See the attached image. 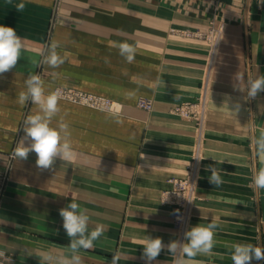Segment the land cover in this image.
Here are the masks:
<instances>
[{
    "label": "crops",
    "instance_id": "crops-1",
    "mask_svg": "<svg viewBox=\"0 0 264 264\" xmlns=\"http://www.w3.org/2000/svg\"><path fill=\"white\" fill-rule=\"evenodd\" d=\"M20 3L23 11L16 10ZM0 25L14 28L25 46L17 65L0 75V90H15L14 82L33 74L55 41L65 63L55 69L46 65L49 91L74 81L124 106L118 124L106 112L59 101L61 112L53 124L61 118L69 124L76 157L71 164L57 159L45 170L37 168V157L18 163L0 204V264H40L45 252H66L70 238L59 210L71 201L88 210L89 230L97 224L107 229L94 248L81 250L83 264H110L115 253L121 254L118 264H146L140 243L145 235L160 237L165 245L186 242L160 198L168 180L185 176L194 164L196 200L189 229L213 221L219 225L213 254L194 259L233 264L232 244L264 247V189L252 183L260 166L252 141L264 128V92L247 99L238 89L247 78L264 75V4L0 0ZM211 27L222 30L212 52L206 41L171 32ZM112 41L135 45L134 62L127 63ZM204 83L208 104L200 128L171 110L195 102ZM131 92L135 96L128 98ZM139 99L153 101V111L137 109ZM237 102L241 107L235 113ZM209 167L218 170L221 185L210 183ZM172 262L165 249L151 264Z\"/></svg>",
    "mask_w": 264,
    "mask_h": 264
},
{
    "label": "clouds",
    "instance_id": "clouds-1",
    "mask_svg": "<svg viewBox=\"0 0 264 264\" xmlns=\"http://www.w3.org/2000/svg\"><path fill=\"white\" fill-rule=\"evenodd\" d=\"M258 3L264 4V0H258ZM23 9V3L16 6L17 11H23ZM59 46L58 42H51L46 54L43 55V64L55 69L65 63V57L57 51ZM110 46L118 49L119 55L127 63L134 62L137 54L135 45L112 41ZM24 51V42L17 35L16 30L0 25V75L13 69ZM243 79L242 75L237 76V81L240 82ZM24 84L25 90L19 92L17 102L20 106H25L30 102L35 105V112L28 115L23 121L24 136L17 143L13 155L20 160H27L29 154L34 152L37 156L35 163L40 170L51 169L57 159L71 164L76 157V152L71 142L70 126L63 118L55 125L53 124L54 118L61 112L59 106V101L62 99L61 90L49 91L39 74L30 73ZM238 89L241 92L246 91L247 99H255L260 92H264V75L247 78L244 87H241L239 83ZM134 96V92L128 94V98ZM240 107L241 105L237 102L231 110L237 113ZM106 111L116 123H123L120 106H114L113 109ZM252 143L260 165L253 173L252 183L257 189H264V128L260 129L259 135L253 138ZM207 170L211 172L210 183L215 186L223 183L215 167H209ZM87 212V209L81 208L75 201H71L70 204L59 210V215L63 219V228L70 238V243L64 253L45 252L39 257L40 264H83L81 250L94 248V242L100 239L107 230L106 226L102 224H97L89 230L90 217ZM218 227L219 225L215 221L206 225L197 224L184 233L186 242L173 240L167 245L160 237L153 238L145 235L140 242L143 249L142 258L146 264H151L163 250L167 249L173 257L172 264H202L194 258L213 254L212 250L216 244L215 230ZM230 257L233 264H251L253 259L264 260V247L234 243L231 245ZM120 259L121 254L115 253L112 255L110 264H118Z\"/></svg>",
    "mask_w": 264,
    "mask_h": 264
},
{
    "label": "rangeland",
    "instance_id": "rangeland-1",
    "mask_svg": "<svg viewBox=\"0 0 264 264\" xmlns=\"http://www.w3.org/2000/svg\"><path fill=\"white\" fill-rule=\"evenodd\" d=\"M173 34L183 36L185 38L200 39L206 41L209 44L210 51L216 50L219 45V38L222 32L221 28L211 27L207 31L201 30H190V29H172ZM45 54V53H44ZM43 54V55H44ZM212 56L207 59V67L212 64ZM38 68L33 74H39L43 81L46 83L50 78L46 64H43L40 60ZM207 73V72H206ZM29 74H23V77L14 82L16 86L15 90L7 88L5 91L0 90L4 94V97L0 96V204L4 198V193L7 186L13 184V176L15 173V168L18 163L21 162L19 158L13 155L14 149L19 142V140L24 136L23 132V121L25 118L34 114L35 105L30 102L25 106H20L17 102L18 95L20 91L25 90L24 81ZM10 82V79H8ZM63 82V81H62ZM10 85V83L8 84ZM207 85V84H206ZM205 83L202 85L198 99L193 103H200L201 111L203 112L202 122L199 124L195 122L192 117L181 116L176 113V108L183 104H176L171 110V113L179 118L190 120L195 122L198 127L202 128L204 125V120L207 114V104H208V94L207 86ZM55 89H60L62 92L61 101L71 103L73 105L91 108L93 110H99L107 113V109H113L114 106H120V116L124 113V106L110 98L102 97L92 93H88L81 89L74 81H69L66 84H60ZM54 89V90H55ZM207 94V95H206ZM92 97L94 99H100L101 103L98 105H92L91 102H87L85 99ZM149 103L150 108H145L142 104ZM185 103V102H184ZM136 108L144 112H152L154 105L153 101L149 99H139L136 104ZM104 109V110H102ZM5 136V137H4ZM27 143V142H26ZM31 157L36 158V154L30 153L27 160ZM25 161V160H24ZM197 170L195 169V164L192 165L183 177H172L168 180L170 187L167 190H163L161 193L160 202L165 207H170V219L172 227L181 236L189 229L190 222L192 219L193 205L196 200V182H197ZM105 191L109 192V187ZM165 200L164 202H162ZM191 201V202H190ZM109 206V205H107Z\"/></svg>",
    "mask_w": 264,
    "mask_h": 264
},
{
    "label": "built area",
    "instance_id": "built-area-1",
    "mask_svg": "<svg viewBox=\"0 0 264 264\" xmlns=\"http://www.w3.org/2000/svg\"><path fill=\"white\" fill-rule=\"evenodd\" d=\"M85 100L88 103L91 102L93 106L96 104L99 105L101 103L100 99H94L93 97L92 99L89 97V99L86 98ZM142 106L146 109L150 108L149 103L142 104ZM176 113L180 114L181 116L192 117L199 124L202 122L201 120L203 118V112L201 111V105L198 102H185L176 108Z\"/></svg>",
    "mask_w": 264,
    "mask_h": 264
}]
</instances>
